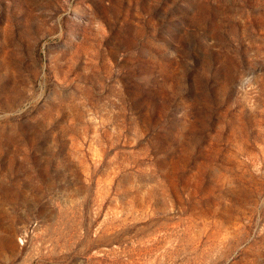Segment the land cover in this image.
<instances>
[{"label": "rangeland", "instance_id": "rangeland-1", "mask_svg": "<svg viewBox=\"0 0 264 264\" xmlns=\"http://www.w3.org/2000/svg\"><path fill=\"white\" fill-rule=\"evenodd\" d=\"M0 264H264V0H0Z\"/></svg>", "mask_w": 264, "mask_h": 264}]
</instances>
